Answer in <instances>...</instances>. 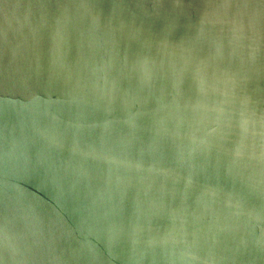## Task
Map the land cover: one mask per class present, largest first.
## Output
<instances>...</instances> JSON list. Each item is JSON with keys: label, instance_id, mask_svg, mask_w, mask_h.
<instances>
[{"label": "water", "instance_id": "1", "mask_svg": "<svg viewBox=\"0 0 264 264\" xmlns=\"http://www.w3.org/2000/svg\"><path fill=\"white\" fill-rule=\"evenodd\" d=\"M0 264H264V0H0Z\"/></svg>", "mask_w": 264, "mask_h": 264}]
</instances>
